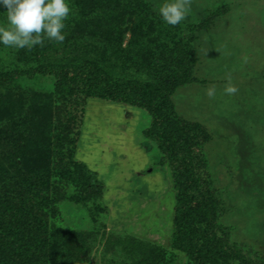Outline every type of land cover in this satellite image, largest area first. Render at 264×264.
Listing matches in <instances>:
<instances>
[{
    "label": "rangeland",
    "instance_id": "obj_1",
    "mask_svg": "<svg viewBox=\"0 0 264 264\" xmlns=\"http://www.w3.org/2000/svg\"><path fill=\"white\" fill-rule=\"evenodd\" d=\"M120 1H135L139 9L115 28L108 19ZM120 1L66 0L72 11L64 34L81 41L71 52L45 43L32 50L0 43V75L10 73L0 84V191L13 190L14 182L43 189L29 202L32 228L54 236L55 246L50 240L45 248L54 264H144L146 258L190 264L199 226L206 230L200 231L202 248L216 246L229 264H264V0H192L177 26L159 15V6L171 0ZM5 11L0 5V25L7 24ZM105 41L115 49L137 43L134 51H141L136 61L104 55L116 79L144 85L159 68L177 72V86L161 94L178 115L167 131L179 138L173 145L179 157L170 159L144 136L151 121L145 110L100 96L97 83L80 78L72 95L58 93L60 68L68 75L81 70L67 56L86 51L94 57ZM37 47L48 63L45 73ZM229 74L235 95L224 93ZM211 85L212 99L206 94ZM20 153L29 169H17ZM37 154L44 157L38 173L32 165ZM77 159L96 172L103 184L97 190L86 187L88 173ZM186 167L188 179L178 170ZM191 193L200 205L195 222L202 212L213 214L212 200L219 205L208 224L192 225L183 238L189 249L180 251L170 244L174 216ZM1 200V209L14 208ZM130 233L169 249L118 240Z\"/></svg>",
    "mask_w": 264,
    "mask_h": 264
},
{
    "label": "trees",
    "instance_id": "obj_2",
    "mask_svg": "<svg viewBox=\"0 0 264 264\" xmlns=\"http://www.w3.org/2000/svg\"><path fill=\"white\" fill-rule=\"evenodd\" d=\"M120 1V0H119ZM121 4L118 9H115V13L112 14V18L108 19V22L115 28H118V25L123 23L126 20L127 15L134 13V11L139 9V4L137 2L127 3L120 1ZM127 7V8H126ZM103 8L108 15L111 14L110 9ZM81 41L73 40L68 37L64 40L63 43H57L55 41L45 40V44H49L53 48H62L65 52H68L73 49L75 44H79ZM159 42V41H158ZM163 44L162 42H159ZM147 46L146 48H148ZM105 50L96 51L95 56H91L88 52H84L78 57L75 55L67 56L68 59L72 61H79L80 72L73 73V75H68L63 66L60 68V73H56L59 77L57 81L56 88L58 93L61 95H72L73 88L72 83L77 79L84 80L88 83L89 86H92L94 83H97L98 86H101L99 89V94L102 97H107L108 99L114 101L115 103H125L128 105L137 106L145 110L151 118L150 126L146 128L143 133L144 136L149 140H154L157 143L158 147L164 153H170V159L174 157H179V155L175 152L176 149L173 145L177 146L175 143L179 141V138L168 131L171 123L177 122V114L174 104L170 101V99H166L163 97L161 92L167 86L176 87L179 83V78L177 72L172 70L171 68L162 69L159 68L158 71L152 76V79L146 81L144 85L141 84V80L132 81H123L116 79L115 76L111 73L112 64L111 63H102L105 59L104 56L106 53L115 54L117 58L121 61L124 59L125 54L128 55V59L134 60L139 58L138 54H141V51L138 50L137 54L134 50L138 48V44L129 45L127 48H123L121 46H117L114 48V44H111L110 41H105L104 43ZM146 50L143 51V53ZM38 59L41 62L45 60L44 54L42 50L37 47ZM154 53V52H153ZM136 55V56H135ZM109 58V57H108ZM71 61V62H72ZM51 63L57 64L56 62ZM48 64V63H47ZM46 62L43 63V68L40 69L42 73L47 71ZM53 66V64H52ZM51 66V67H52ZM56 65L55 67H57ZM77 70V69H76ZM52 71V70H49ZM6 75H10V73H5ZM0 75V84H6L7 80L6 75ZM27 74H30L27 71ZM170 74V75H169ZM81 112H84V105L80 108ZM185 122L184 120H182ZM186 125L188 123H185ZM180 142V141H179ZM186 143H182L183 148ZM178 147H181L179 143ZM44 157L41 154H37V160H32V165L35 167L36 173L43 172L41 168V160ZM182 162L186 163V156H181ZM16 166L18 170L29 169V166L25 167L28 163L26 157H24L21 153L16 155L15 157ZM40 161V162H39ZM77 161L81 164V166L87 171L88 176L85 181L87 184V188L90 191H95L98 189L99 184H102L96 175V172L87 166V164L79 159ZM190 163V162H189ZM181 176L190 178L191 169L185 168L184 170L178 169ZM86 173V174H87ZM15 188L13 190L9 189L8 191L1 192L0 191V200L5 199V203L13 205L14 208H6L1 209L0 203V264H54V257L52 254H45V248L50 240V245L55 246L56 241L53 239L54 236L50 235H39L36 230H34L32 221L34 218L30 212L31 207H29L30 203L37 196L41 197V193L43 189L37 187L36 189H31L34 187L28 186V183L22 182H14ZM103 185V184H102ZM15 199V200H14ZM189 202L186 204H182L177 207L174 216V224L171 234V248L179 249L180 251H187L189 248L183 244V238L189 235L190 231H194V225L201 221L202 223H209V219L215 217V209L217 208L218 202L213 201V205L211 206V210L213 214L203 212L197 216L196 222L193 220L194 215H196L199 204L192 202L194 200V194H190ZM210 199V197L208 198ZM14 200V201H13ZM2 201V200H1ZM13 202V203H12ZM214 208V211H213ZM204 214V215H203ZM36 218V217H35ZM201 223V224H202ZM191 225V226H190ZM37 228V227H36ZM199 237L196 239V246H192L195 248L194 257H189L190 264H229L227 255H222L218 252V248L216 246L208 248H202L200 238V231H205V228L199 226ZM189 231V232H188ZM28 235H25V234ZM192 233V232H191ZM215 231L210 233V238H214ZM121 243H126L133 245L139 242H147L156 246L162 250L169 249V247L155 242L154 240H149L147 238L138 236L136 234L130 233L126 238L118 239ZM116 240V241H118ZM23 241V242H22ZM25 241V242H24ZM60 244V243H58ZM35 246L30 248L31 246ZM50 245L47 246L50 248ZM58 246V245H57ZM62 246V244H61ZM140 249V248H138ZM213 252V253H212ZM51 253V250L50 252ZM147 259V258H146ZM142 260L144 264H153L154 262L151 260ZM141 262V260L139 261ZM244 264H250L247 260L244 261Z\"/></svg>",
    "mask_w": 264,
    "mask_h": 264
},
{
    "label": "clouds",
    "instance_id": "obj_3",
    "mask_svg": "<svg viewBox=\"0 0 264 264\" xmlns=\"http://www.w3.org/2000/svg\"><path fill=\"white\" fill-rule=\"evenodd\" d=\"M6 11V25H0V43L13 49L32 50L43 47L45 40L63 43L64 29L72 9L66 0H0ZM192 0H171L159 6V15L171 26H177L187 19L191 12ZM224 88L226 95H235L238 88L231 83L230 74ZM212 99L216 86L206 91Z\"/></svg>",
    "mask_w": 264,
    "mask_h": 264
}]
</instances>
